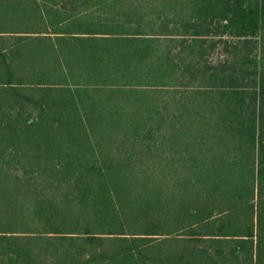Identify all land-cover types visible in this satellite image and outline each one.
<instances>
[{
  "label": "trees",
  "instance_id": "16d2710c",
  "mask_svg": "<svg viewBox=\"0 0 264 264\" xmlns=\"http://www.w3.org/2000/svg\"><path fill=\"white\" fill-rule=\"evenodd\" d=\"M0 264H264V0H0Z\"/></svg>",
  "mask_w": 264,
  "mask_h": 264
}]
</instances>
